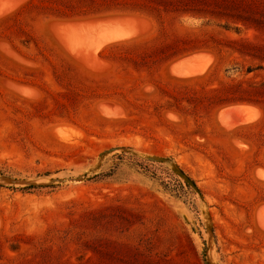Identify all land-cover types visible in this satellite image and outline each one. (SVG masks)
Masks as SVG:
<instances>
[{"label":"rangeland","instance_id":"374dc122","mask_svg":"<svg viewBox=\"0 0 264 264\" xmlns=\"http://www.w3.org/2000/svg\"><path fill=\"white\" fill-rule=\"evenodd\" d=\"M31 1L0 0V20ZM65 1L57 8L90 7ZM143 2L205 12L212 21L112 51L157 35L155 21L108 14L35 26L17 15L0 28L35 57L46 54L58 74L56 54L92 76L113 72L104 56L121 59V74L84 92L89 99L79 105L81 92L60 89L53 68H45V99L23 82L34 78L24 70L42 66L0 40V264H264V0ZM204 43L216 51L164 63ZM229 60L256 71L228 81L220 66ZM104 94L129 108L117 100L107 110L119 114L103 116V102L90 105V97ZM229 99L260 104L235 122L230 107L218 106ZM29 185L54 187L8 188Z\"/></svg>","mask_w":264,"mask_h":264},{"label":"trees","instance_id":"16d2710c","mask_svg":"<svg viewBox=\"0 0 264 264\" xmlns=\"http://www.w3.org/2000/svg\"><path fill=\"white\" fill-rule=\"evenodd\" d=\"M144 0H101V2H96L95 0H84V4H90V7L84 8L81 10L76 11H70V10H63L60 8H57V5L64 6V3H68V1L62 0V2H55L54 0H32L31 2H27L24 6H22L20 9H18L14 14L11 16L0 20V28H4L5 24L14 19L17 15H22L23 21L31 22L33 25L36 26V24L44 19L48 18H75V17H89V16H97V15H108V14H131V15H138V16H146L153 19L157 25V35L150 38L149 36L141 39V40H134L128 43H119L114 44L109 47H107L108 50H118L123 49L124 47H143L147 44H150V42H154L155 40H159L160 38L164 37L167 38L168 36V30L170 29L173 31L176 29V25L185 27V26H191L196 29H201L204 26H207L212 21V18L207 16V14L196 12L195 10H164L163 4H160L158 2H152L150 5L149 3L143 2ZM91 5H97L96 7ZM180 9V8H179ZM172 13V15L169 14V12ZM168 13V16H165L164 13ZM165 13V14H166ZM190 27V28H191ZM39 28V27H38ZM37 38L39 41H41V44L44 46L46 45L47 41L41 34L40 30H38ZM34 38L33 41L35 42L34 34H31ZM158 36V37H157ZM174 35H172L173 37ZM178 36L176 35L175 38ZM171 37L169 38V40ZM0 40H6L11 43V45L14 47L15 50H17L20 54H22L24 57L33 60L42 66L39 70H24L25 75L34 77L32 80H27L25 78L21 79L23 82L25 81L27 84L33 85L39 90H41L44 94V99L50 94V90L43 87V85H46L45 82V68H53L54 72L52 73V76L54 77L55 83L60 89L64 91L72 90L73 88H77L81 93L79 94V100L77 101L79 105H81L84 101L89 99L88 94H85L84 92L92 89L93 86H96L97 84L106 85L111 82H113V79L115 76L120 75L119 72L121 61L120 58H115L114 56H104V58L108 61H111L115 67L112 73H109L105 76H92L88 74L87 72L83 71L79 67L71 64L66 59L62 58L59 55H55L59 58V60L63 63L62 65V73L58 74L56 65L53 63V61L46 55L41 54L40 58L35 57L34 55L30 54L26 51V47L24 44H19L18 41L13 39L10 35L0 34ZM37 40V42H38ZM172 41V40H170ZM36 43V42H35ZM36 46L38 44L36 43ZM50 50V49H49ZM198 50H212L216 51V49L213 47V45L204 43V44H195L188 46L186 48H182L180 50H176L171 54L168 58L164 60L165 64H168L172 60L181 57L183 55H186L188 53H192ZM51 51V50H50ZM118 59V61H117ZM9 63V62H8ZM221 70L220 72L225 76V78L228 81L235 82L243 78L245 75H249L256 71V68H253V66L246 67L242 62H239L238 60H229L221 64L220 66ZM127 73V70L124 71ZM9 78L18 79V76L9 75L6 74ZM2 76V75H0ZM118 82V81H117ZM102 98H109V99H115L121 102L123 105H125L127 108H129L128 102L126 99L119 97L115 94H104L99 96H94L92 99V102L90 105L94 104L95 101ZM86 99V100H85ZM234 102H249L253 104H260L257 101L253 100H247V99H229L224 100L222 103H220L218 106H222L229 103ZM78 107V106H77ZM171 110L176 111L180 114H184L182 110L176 108V107H169ZM76 115L79 114L78 108L75 110ZM61 117V116H60ZM163 117V116H162ZM65 119H68L67 117ZM0 187H3L0 185ZM46 187H54L53 185H29L25 187H8L12 190H20V191H26L29 189H40V188H46ZM208 264V262H206Z\"/></svg>","mask_w":264,"mask_h":264},{"label":"water","instance_id":"95a60500","mask_svg":"<svg viewBox=\"0 0 264 264\" xmlns=\"http://www.w3.org/2000/svg\"><path fill=\"white\" fill-rule=\"evenodd\" d=\"M196 52V51H195ZM188 54H190V53H188ZM187 55V54H186ZM183 56H185V55H183ZM183 56H181V57H183ZM102 103L103 102V104H101L97 109H98V111L103 115V116H110L111 114H119V112H118V110H111V112H109L107 109L108 108H110V106H109V104L108 103H111V102H118L117 100H115V99H100L99 101H97L96 103ZM118 103H120V102H118ZM121 104V103H120ZM223 107H231V111H240V112H242L243 114H247L248 112H251V109L253 108V107H255V105L254 104H251V103H246V102H238V103H231V104H226V105H224V106H222V107H220L219 109H221V108H223ZM218 109V110H219ZM243 118H246V117H243ZM220 122V121H219ZM220 124H223V126H225V124L224 123H221L220 122ZM184 174V173H183ZM186 176V175H185ZM186 178H187V180L191 183V184H193L194 186H195V184H194V182L189 178V177H187L186 176Z\"/></svg>","mask_w":264,"mask_h":264},{"label":"bare ground","instance_id":"6f19581e","mask_svg":"<svg viewBox=\"0 0 264 264\" xmlns=\"http://www.w3.org/2000/svg\"><path fill=\"white\" fill-rule=\"evenodd\" d=\"M136 35V34H135ZM134 35V36H135ZM121 36H125L124 34L123 35H121ZM133 37V36H132ZM130 38V37H129ZM82 50V49H81ZM179 64V63H178ZM173 66V65H172ZM229 111H230V113H231V115L234 117V119L232 120V121H235V122H244L246 119H247V117H246V114H243L242 112H240L239 110L238 111H231V107L229 108ZM255 115V114H254ZM243 117H246V118H243ZM251 117V116H250ZM250 120L252 119V118H249ZM250 120H247V121H250ZM247 121H246V123H247ZM224 122V121H223ZM240 124V123H239ZM235 125V124H234Z\"/></svg>","mask_w":264,"mask_h":264}]
</instances>
